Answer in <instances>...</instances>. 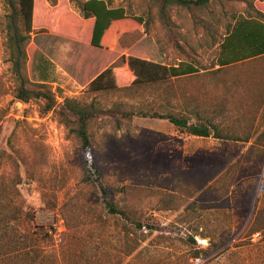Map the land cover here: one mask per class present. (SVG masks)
<instances>
[{"label":"rangeland","instance_id":"rangeland-1","mask_svg":"<svg viewBox=\"0 0 264 264\" xmlns=\"http://www.w3.org/2000/svg\"><path fill=\"white\" fill-rule=\"evenodd\" d=\"M55 1L82 18L86 0ZM104 1L144 22L115 23L105 48L96 49L81 33L79 20L63 26L65 19L38 11L35 26L52 33H31L26 73L33 83L48 85L59 104L76 98L103 110L121 105V113L187 111L194 122L214 119L226 132L251 139L198 138L163 120L99 116L88 132L101 179L87 181L81 142L62 123L60 105L44 112V101L15 97L9 8L0 0V264H240L239 258L255 264L261 251L239 246L237 238L257 201L258 210H264V57L219 71L216 65L227 29L255 12L248 1L192 10H162L154 0ZM122 56L164 65L193 62L201 72L139 90L88 93L89 82L103 69L93 74L87 65L99 67ZM103 191L130 218L109 214ZM194 203L193 222H184L186 208ZM137 218L151 229L138 236L143 242L128 256L136 237L124 230ZM200 221L199 232L232 236V248L192 258L187 239ZM260 238L255 235L251 242ZM196 240L197 247L209 246V239Z\"/></svg>","mask_w":264,"mask_h":264},{"label":"trees","instance_id":"trees-1","mask_svg":"<svg viewBox=\"0 0 264 264\" xmlns=\"http://www.w3.org/2000/svg\"><path fill=\"white\" fill-rule=\"evenodd\" d=\"M162 4V10L170 6H179L192 10L195 8H205L213 2H239L248 1V5L255 12V16L240 17L233 26L227 29L220 43V53L217 58L218 71L240 63H246L255 59L264 57V0H154ZM260 2V7L255 6V2ZM50 5H44L37 0H6V5L9 8V13L6 16V29L8 37V48L10 50V59L13 66V74L16 79L17 87L15 97L22 102H29L33 99L42 100L45 102L44 112L57 111L60 105L58 115L62 123L67 126L71 132L75 133L81 142V150L83 152L82 159L86 172V180L98 182L101 179V172L97 166V158L93 149L92 141L88 132L89 123L99 116H110L118 114L126 119L152 118L167 121L172 124L180 132L188 136L198 138H209L214 136L219 139H229L236 141L249 142L251 138H241L236 136L235 130L226 132L218 122L214 119L207 121H193V116L187 111L175 112H153L148 114L142 111L134 112L122 111V106L117 105L112 109L103 110L92 101L91 103L82 102L76 98L65 99L63 104H59L57 95L46 84H35L28 77L26 70L29 61L28 47L30 45L31 33L35 29L51 30L45 27L37 28L35 26L36 13L41 10H47L52 15L59 16L60 19H65L63 26H68L79 20L81 24V33H87V39L90 37L89 44L96 49H104V41L108 32L111 31L113 25L123 20H134L138 23H143L142 17L130 15L123 7H111L104 0H86L81 6V17L79 18L72 14L64 3L57 1L50 2ZM62 16H66L63 18ZM91 32V35H90ZM89 34V35H88ZM111 60V59H110ZM109 60V61H110ZM108 62V61H107ZM105 64V63H104ZM102 67L96 77L88 84V93L98 95L114 91H131L139 90L145 87L163 85L173 79L194 76L201 72L193 62L180 61L175 65H164L146 59H141L134 56H122L119 60L111 63L109 66ZM100 70V69H99ZM216 70V71H217ZM119 112V113H118ZM195 115V114H194ZM242 131H245L242 129ZM239 134L241 132L239 130ZM105 198V207L111 215H118L125 219L130 218L127 212L121 210L116 203L111 200L108 192L103 191ZM168 203L172 202L168 200ZM258 203V201H257ZM255 205L253 216L246 224L242 234L237 238L241 243L239 246L244 248H258L261 252L258 254V261L255 264H264V210H258V205ZM196 204H190L186 208L184 222H193L190 219L191 212H196ZM202 209V208H201ZM208 210L209 208H204ZM175 210H178L176 208ZM137 212H134V216ZM197 223L192 236H189L187 243L191 245L194 259L209 258L210 256L224 254L232 247V236L227 238L223 234H217V230H202L204 222ZM126 226L125 233L127 237L135 238V246L131 248L127 255H131L143 242L137 240L138 236L146 229H151L146 222L141 218H137L129 222ZM214 232V234H213ZM258 235L260 240L257 243H252L253 236ZM201 236L203 239H209L210 243L207 248L197 247L196 237ZM234 246L233 247H239ZM260 257V258H259ZM240 259V264H247L245 259Z\"/></svg>","mask_w":264,"mask_h":264},{"label":"crops","instance_id":"crops-1","mask_svg":"<svg viewBox=\"0 0 264 264\" xmlns=\"http://www.w3.org/2000/svg\"><path fill=\"white\" fill-rule=\"evenodd\" d=\"M110 62H111V60L108 61V62H105V64H102V65L99 66V67L92 66V65H89V64H88V65H87V68H88V71L91 70V71L93 72V74H94L95 72H97L99 69H101V68L104 67L105 65H106V66H107V65H110V64H111ZM95 77H96V76H95ZM95 77H94V78H95ZM94 78H92V80H93ZM92 80H91V81H92ZM91 81H90V82H91ZM90 82H89V83H90Z\"/></svg>","mask_w":264,"mask_h":264},{"label":"built area","instance_id":"built-area-1","mask_svg":"<svg viewBox=\"0 0 264 264\" xmlns=\"http://www.w3.org/2000/svg\"><path fill=\"white\" fill-rule=\"evenodd\" d=\"M59 241H61V239H59ZM200 263V261L199 260H196V264H199Z\"/></svg>","mask_w":264,"mask_h":264}]
</instances>
